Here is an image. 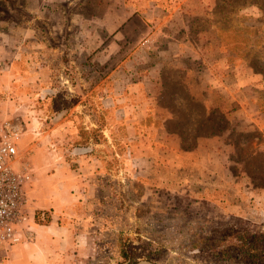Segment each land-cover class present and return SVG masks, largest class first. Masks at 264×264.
<instances>
[{"label": "rangeland", "instance_id": "1", "mask_svg": "<svg viewBox=\"0 0 264 264\" xmlns=\"http://www.w3.org/2000/svg\"><path fill=\"white\" fill-rule=\"evenodd\" d=\"M225 1L207 0V27L220 26L223 43L236 64L259 76L262 125L264 0H259L262 7L240 9V5L223 9ZM194 3L200 7L199 0ZM91 9L85 0H0V118L22 127L17 167L31 172V180L51 176L65 166L82 167L89 176L92 163L82 165L75 159L94 152L100 160L94 169L101 173L100 191L93 204H88L94 219L88 227L89 253L58 264H252L248 257L241 260L244 254L236 236L245 234L251 242L258 232H264V148L260 146L264 145V132L233 133L237 144L233 166L244 173L239 181L259 188L246 195L232 191L223 196L244 200L247 209L240 216L225 217L207 203V195L195 190L197 184L176 194L162 190L150 195L141 180H129L123 173L126 168L118 157L113 159L125 150L127 132L122 125L113 136L115 151L107 147L106 127L113 122L109 109L121 101L109 93L122 92L125 84L109 76L130 51L114 55L107 50L111 42L107 26L114 23V28L118 20L90 19ZM143 31L138 25L133 36ZM133 36L131 44L136 42ZM188 107L191 112L195 109ZM176 109L181 111L178 128L189 145L198 133H216L227 126L221 113L205 124L199 120L200 110L192 117L182 114L185 106ZM92 110L99 124L94 131L88 129ZM91 141L98 145L95 151ZM47 222L46 218L40 223Z\"/></svg>", "mask_w": 264, "mask_h": 264}, {"label": "crops", "instance_id": "2", "mask_svg": "<svg viewBox=\"0 0 264 264\" xmlns=\"http://www.w3.org/2000/svg\"><path fill=\"white\" fill-rule=\"evenodd\" d=\"M85 1L92 6L88 18L118 20L114 28V23L107 26L111 37L107 50L114 55L130 51L109 76L125 84L122 92L109 93L121 101L117 102L120 106L114 102L109 109L113 122L106 127L107 147L112 152L117 126L126 129L123 154H112L124 163L123 173L129 180H141L150 195L162 190L176 194L197 184L195 190L207 195V203L225 217L240 216L247 209L244 200L223 196L232 191L246 195L257 187L239 181L244 173L233 166L237 147L231 134L264 132L258 105L259 76L244 72L225 47L219 29L207 27V0H199V8L194 0ZM138 25L144 33L133 36ZM132 36L135 44H131ZM196 104L205 110L199 120L207 124V112H217L230 127L214 134L198 133L185 149L186 136L178 128L181 111L176 108L185 106L182 114L194 117ZM189 105L195 108L193 112ZM91 114L88 129L94 131L99 124L95 110ZM63 120L69 126V117ZM90 145L93 151L98 147L93 141ZM99 161L94 152L75 159L82 165L92 163L89 176L82 167L65 166L51 176L31 180L26 187L31 233L22 244L0 245V264H58L88 255V227L94 221L93 208L89 211L88 207L100 191L101 173L94 170ZM44 217L48 222L40 223Z\"/></svg>", "mask_w": 264, "mask_h": 264}, {"label": "built area", "instance_id": "3", "mask_svg": "<svg viewBox=\"0 0 264 264\" xmlns=\"http://www.w3.org/2000/svg\"><path fill=\"white\" fill-rule=\"evenodd\" d=\"M21 125L0 118V245L22 244L31 233L27 185L32 174L18 168Z\"/></svg>", "mask_w": 264, "mask_h": 264}, {"label": "trees", "instance_id": "4", "mask_svg": "<svg viewBox=\"0 0 264 264\" xmlns=\"http://www.w3.org/2000/svg\"><path fill=\"white\" fill-rule=\"evenodd\" d=\"M224 4H225V7H223V9L229 8V7L234 9L237 5H240L238 7V9H240L241 7L250 6V5H257L259 7H262L259 0H238V1L227 0L224 2ZM218 15H219V12H218ZM217 28L221 32V27L217 26ZM242 69L244 70V68H242ZM244 72H246V70H244ZM194 106L196 108V111L200 110L202 113L205 114V110L200 105L196 104ZM216 113L217 112H212L209 114L207 112V124L213 122V116ZM223 119L227 125L223 129V130H225V129L229 128L230 125H229V122L226 120L224 115H223ZM223 130H221V131H223ZM221 131H217L216 133H219ZM211 133L214 134L215 132H211ZM233 133L231 134V141L233 142V145H236V147H237V144H235L233 141V136H234ZM207 134H208V132H207ZM187 145L188 146H184L185 149H189L191 147V145H189V144H187ZM236 240H237V246L240 248L241 252L244 254V256L241 259L242 261H246V257H248L252 261V264H264V232H262V231L258 232L256 234V236H253V240L251 242L249 241V239L246 237L245 234L237 235ZM256 243H260V245L257 246V248L255 247ZM252 251H253V253H252Z\"/></svg>", "mask_w": 264, "mask_h": 264}]
</instances>
